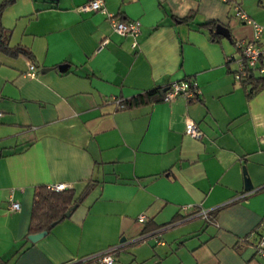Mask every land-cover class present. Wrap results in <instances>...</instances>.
<instances>
[{
    "label": "crops",
    "instance_id": "crops-1",
    "mask_svg": "<svg viewBox=\"0 0 264 264\" xmlns=\"http://www.w3.org/2000/svg\"><path fill=\"white\" fill-rule=\"evenodd\" d=\"M86 1L14 0L0 12L8 46L28 52L0 51V264H105L92 257L105 250L109 264H260L264 85L247 96L232 73L234 41L254 40V24L264 51V0H235L246 21L221 0L78 11ZM111 18L137 21V35L118 34ZM208 20L229 38L211 39L198 27ZM184 77L196 100L116 103ZM55 183L72 199L89 191L30 240L35 188Z\"/></svg>",
    "mask_w": 264,
    "mask_h": 264
},
{
    "label": "built area",
    "instance_id": "built-area-1",
    "mask_svg": "<svg viewBox=\"0 0 264 264\" xmlns=\"http://www.w3.org/2000/svg\"><path fill=\"white\" fill-rule=\"evenodd\" d=\"M221 1L228 2L230 4L234 16H236L240 20H247L246 15L240 9L239 5L235 0ZM77 10L82 12L104 13L101 0H88L78 6ZM110 23L112 29L120 35H131L134 37L135 35H137L139 30V23L137 21H123L111 18ZM254 29V40L240 39L234 41V47L239 51V58L236 61V66L232 74L234 79L239 81L244 79L247 74H252L253 76H264V51L257 45L255 41L257 33H259L260 31V27L254 24ZM26 75L30 77L35 75V70L33 69L32 65H28ZM170 86V89L164 95V100L170 99L174 95H177L179 92H182L186 96L191 95V92L188 90V85L184 81L171 83ZM116 103L118 106H122L121 103H119V101L117 100ZM184 132L194 138H197L200 135V131L190 120H187L185 122ZM262 143L264 148V137L262 138ZM46 187L51 191H61L66 189V185L64 183L50 184ZM18 206L19 204L15 200H10L8 203V207L11 209H17ZM198 213L201 214L203 217L207 216V212L203 209H201ZM137 219L139 221H142L144 219L143 214H138ZM254 248L255 253L259 257L264 258V232L258 233ZM92 257H94L98 262L105 264H109L113 259L108 250L94 254ZM260 264H264V260Z\"/></svg>",
    "mask_w": 264,
    "mask_h": 264
},
{
    "label": "trees",
    "instance_id": "trees-1",
    "mask_svg": "<svg viewBox=\"0 0 264 264\" xmlns=\"http://www.w3.org/2000/svg\"><path fill=\"white\" fill-rule=\"evenodd\" d=\"M13 2L14 0H2L0 2V12L5 6L10 5ZM192 16L193 13H190L185 17L176 20L180 22H187L190 20V18H192ZM120 19L123 18L120 17ZM216 24H219V22H216L215 20H208L206 22L198 24V27L206 28L209 32V37L211 39H216L220 37V35L214 33V27ZM7 41L8 35L0 25V51H3L4 53L12 56H16L17 54H28V52L20 46H8ZM180 81L186 82L188 85V90L191 92V95L187 96L188 101L196 100L198 96L192 80L188 77H184ZM239 82L244 88L247 87L249 89L247 92V96H249L250 94L254 93L260 86L264 85V76H253L252 74H247L246 77ZM170 87V85H167L164 88H154L141 92L130 97L129 99L124 100L121 105L137 106L140 104L162 101L164 95L170 89ZM88 191L89 187L86 186L75 199H72V194L69 190L64 189L61 191H51L47 189L46 186L38 185L35 188L34 192V199L31 208V224L29 226V230L39 231L42 229H49L51 226V222H56L57 220L64 217V211L68 208L71 201L81 200L83 196L88 193ZM80 262L81 261H76L75 264Z\"/></svg>",
    "mask_w": 264,
    "mask_h": 264
},
{
    "label": "water",
    "instance_id": "water-1",
    "mask_svg": "<svg viewBox=\"0 0 264 264\" xmlns=\"http://www.w3.org/2000/svg\"><path fill=\"white\" fill-rule=\"evenodd\" d=\"M214 33L221 35L223 37H225L226 39L229 38V33L227 28L222 25V24H216L214 27ZM65 67V65H58V70H62ZM42 72V71H41ZM75 204L70 205L65 211H64V216H68L70 211L72 210V208L74 207ZM54 222H51V224H53ZM46 232V229H42L39 231H35V232H30L27 234V238L30 240H35L38 237H40L41 235H43Z\"/></svg>",
    "mask_w": 264,
    "mask_h": 264
}]
</instances>
